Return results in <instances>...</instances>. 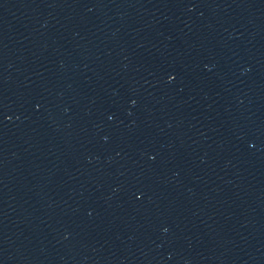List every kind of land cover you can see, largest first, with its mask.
I'll list each match as a JSON object with an SVG mask.
<instances>
[{"label": "water", "instance_id": "water-1", "mask_svg": "<svg viewBox=\"0 0 264 264\" xmlns=\"http://www.w3.org/2000/svg\"><path fill=\"white\" fill-rule=\"evenodd\" d=\"M0 264H264V0H0Z\"/></svg>", "mask_w": 264, "mask_h": 264}]
</instances>
